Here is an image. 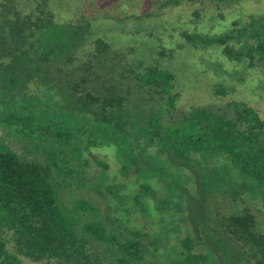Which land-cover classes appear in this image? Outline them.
<instances>
[{
	"label": "trees",
	"instance_id": "1",
	"mask_svg": "<svg viewBox=\"0 0 264 264\" xmlns=\"http://www.w3.org/2000/svg\"><path fill=\"white\" fill-rule=\"evenodd\" d=\"M263 9L0 0V264H264L251 208H264V117L235 100L178 111L176 75L155 40L179 32V47H211L264 78V14L253 15ZM205 14L220 32H206ZM127 41L137 47H117ZM44 90L51 97L36 100ZM70 113L94 135L85 148L111 146L113 158L89 151L80 182L74 167L59 180Z\"/></svg>",
	"mask_w": 264,
	"mask_h": 264
},
{
	"label": "rangeland",
	"instance_id": "2",
	"mask_svg": "<svg viewBox=\"0 0 264 264\" xmlns=\"http://www.w3.org/2000/svg\"><path fill=\"white\" fill-rule=\"evenodd\" d=\"M244 14H240V16H244L246 20V17L250 16V12ZM259 14H264V9L262 11L253 12V15ZM203 16L204 20L207 21L203 26L208 28L206 32H208L209 35L220 32L222 22L215 24L208 20L207 14ZM159 34L160 33H158V35ZM179 34V32L174 35L164 33L162 37L164 38V42L161 39L159 41L155 39L157 42L156 48L160 49L159 44H161L162 48L165 50V55L157 57V61H159L160 66L169 67L176 75L175 91L181 94L177 103L179 108L178 111L186 110L195 105L209 106L211 108L224 107L229 101L235 100L243 101L251 105L264 117V78L261 75V69L258 68V65H256V68L252 67L244 71L243 66L236 61H229L223 58L219 60L213 55L214 49H211V47L206 49L194 48L193 50H187L186 48H188V45L179 47L177 45V43L181 42ZM144 41V47L146 49L151 45L150 41H153V39ZM134 42L135 41H127L124 45L117 47H123V49L127 51L131 46L134 48L137 47ZM233 43L237 47L243 45V42H237L236 40L233 41ZM214 60L220 62L218 64L220 68L214 69V63L212 64ZM219 86L225 88L224 94H218L216 92ZM45 92L46 90L42 91L39 95L40 97L36 100L40 99L44 101L51 97V94ZM64 114H67L66 110H64ZM70 115L62 116L65 122L63 127H70V131L67 134L68 138H63L64 148L61 152L65 157L63 161H60L61 171L59 172V180L67 176L69 173L68 171H71V168L74 167V169L77 170V173H74V176L77 177H75V179L77 182H80L82 179H89L86 173H84L85 175L83 174L85 167L90 163L88 156L89 151L93 154L96 152L99 157L97 159L104 162L110 163L113 158L110 151L111 146H90L86 149L85 147L88 142L91 143L93 141L94 135L89 130H83L84 127H82V122L79 121V118L76 119V117H73L72 113H70ZM20 133L19 135L22 136V141L26 142V135L23 132ZM38 137L40 136H35V142L33 141L31 143H38ZM32 151L31 149L30 152L32 153ZM59 152L60 150H58L56 154ZM92 159L94 160L95 157ZM94 168L96 169L98 166L95 165ZM90 171L93 172L92 169ZM83 194L85 195V193ZM251 208L257 216L261 229L264 231L263 205H251Z\"/></svg>",
	"mask_w": 264,
	"mask_h": 264
}]
</instances>
